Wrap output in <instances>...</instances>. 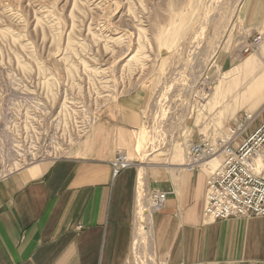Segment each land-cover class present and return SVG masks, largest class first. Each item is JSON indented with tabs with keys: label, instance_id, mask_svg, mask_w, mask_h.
Returning <instances> with one entry per match:
<instances>
[{
	"label": "rangeland",
	"instance_id": "obj_1",
	"mask_svg": "<svg viewBox=\"0 0 264 264\" xmlns=\"http://www.w3.org/2000/svg\"><path fill=\"white\" fill-rule=\"evenodd\" d=\"M219 1L217 17L209 19L215 20L198 45L200 58H193L196 66L190 65L185 74L182 66L191 51L185 48L195 52L197 38L192 37L208 20L203 16L211 0H0V178L75 154L98 113L136 91L146 99L143 122L134 132L135 152L128 151L129 158L138 160L137 169L149 167V174L156 170L151 167L179 165L188 171L189 145L209 140L216 143L215 152L193 172L203 169L208 177L219 170L227 150L218 142L230 137L237 118L251 116L247 133L264 120V105L258 101L242 106L235 92L238 64L226 59V51L235 48L241 56L258 54L264 36L258 51L242 52L253 37L240 41L242 2ZM171 28H180L181 36L160 42ZM211 53L216 58L209 62ZM202 61L209 63L206 71L198 63ZM183 75L193 84L190 92L188 86L186 91L181 88ZM203 78L209 90L198 85ZM216 92L219 98L213 100ZM154 102H161L162 117L157 119ZM249 108L258 112L251 114ZM151 134L158 142L150 143ZM144 145L155 147L146 160L140 155ZM221 151L225 153L219 162L204 164ZM145 187L165 204L166 192L158 184L150 186L149 179ZM158 207L152 206L153 217ZM136 257L134 251L129 264H138Z\"/></svg>",
	"mask_w": 264,
	"mask_h": 264
},
{
	"label": "crops",
	"instance_id": "obj_2",
	"mask_svg": "<svg viewBox=\"0 0 264 264\" xmlns=\"http://www.w3.org/2000/svg\"><path fill=\"white\" fill-rule=\"evenodd\" d=\"M238 20L241 42L264 36V0H242ZM226 53L238 64L234 90L242 106L264 105V42L255 55ZM145 102L141 91L119 98L98 113L75 154L39 174L23 168L0 178V264L131 262L138 163L115 175L112 161L120 149L134 151ZM152 168L150 186L167 195L153 217L159 264H264V215L207 221L203 169Z\"/></svg>",
	"mask_w": 264,
	"mask_h": 264
},
{
	"label": "built area",
	"instance_id": "obj_3",
	"mask_svg": "<svg viewBox=\"0 0 264 264\" xmlns=\"http://www.w3.org/2000/svg\"><path fill=\"white\" fill-rule=\"evenodd\" d=\"M262 40V34H256L242 52L258 51ZM250 122L249 114L239 116L230 128V137L218 142L227 154L221 168L207 177L203 215L209 221L264 215V120L247 133ZM213 145L209 140L189 145V172L215 152ZM134 165L128 154L119 150L112 161L113 174Z\"/></svg>",
	"mask_w": 264,
	"mask_h": 264
},
{
	"label": "bare ground",
	"instance_id": "obj_4",
	"mask_svg": "<svg viewBox=\"0 0 264 264\" xmlns=\"http://www.w3.org/2000/svg\"><path fill=\"white\" fill-rule=\"evenodd\" d=\"M238 1H240V0H238ZM219 2H220L219 0H211V3H213V5H208L207 6L206 11H205L204 16H203V18H208V20L207 21H203L199 25L197 31L195 32V35L192 37L195 40L197 38V41L195 42V46H194L196 48L194 50L195 52L192 54L193 48L191 46H190L191 48L190 47H188V48L186 47L185 48V50H187V51L191 50V51L190 52H186L188 54L187 55V62L184 63L183 66H182L183 72L188 70V68H190V65L196 66V63H195L196 61L193 62V60H194L193 58H195V59L200 58V55H201V54H199L200 51H197L198 45L201 44V39L203 37V33L205 32V29L208 28L210 23H213L214 20H215V19H211L209 21V19L217 17V14H215V13L218 11L217 7L219 6L218 5ZM241 2H242V0H241ZM228 6H230V4ZM228 6H227V8H228ZM212 11H214V12H212ZM229 11H230V9H229ZM225 12L226 11H224V14H225ZM222 18H224V17H222ZM181 31L182 30L180 28H171V29H169L168 31H166V33L163 36L162 41H160V42H162V43H170V42L176 41L181 36ZM200 47H201V45H200ZM213 49L216 50V52H217L218 51L217 45H214ZM202 54H204V53H202ZM215 54L213 53L212 56L209 55V57L207 58L209 60V62L210 61H214V59L216 58ZM132 58H134V57L132 56L131 59ZM198 63L200 65H202V67H204L202 70L206 71V69L208 68L209 63H208V65H206L207 61H205V62L202 61V62H198ZM181 73H182V70H181ZM201 73H202V71L198 72V77L202 75ZM185 74H187V71L185 72ZM198 77H195L196 83H198V81H199ZM184 78H185V80L180 82L181 85H182L181 88L183 87V89H185L188 86L189 87L188 89H189V92H190V89L193 87V84H189V78L187 79L186 76H184ZM227 83H229V82H227ZM198 85L200 87L202 86V88L205 89V90H209L210 89L208 83H206V79H204V78L202 79V81ZM220 89H222V87ZM219 90H218V92H219ZM183 91L184 90H181L180 92L182 93ZM185 91H186V89H185ZM217 98H219V97H218V94L216 92L212 99L215 100ZM154 103H155V107L153 106V108H154V112L156 113L155 114V119H157L159 117H162V112L160 111V107H159L161 105V102H159V103L158 102H154ZM163 118H164V116H163ZM160 127H162V126H160ZM155 129H157V127H155ZM154 133L156 134L157 132L154 131ZM144 135H146V133L144 134V132H143L142 136H144ZM151 135H152L151 138H149V139H151L150 143H153V142L158 140L157 136H155L154 134H151ZM142 136L140 137V139L142 140L141 142L143 143V140H144L143 138L144 137H142ZM142 143L138 146V150H140V148L143 147ZM146 145H147V143H146ZM146 148H148V150ZM154 148H155L154 146H152V147H148V146L146 147L145 146L144 147V152L141 150L142 152H141L140 155H142V157L145 159L150 154H152L151 150L154 149ZM224 153H225L224 151L216 153L211 158L205 160L204 164L208 166L210 163L212 164V162H214V163L219 162V160H221V157L223 156ZM143 158H142V160H144ZM175 161H177V160H175ZM142 163L144 164V162H142ZM46 166H47V164H45V163H40V164L37 163V164L31 165V166H29L27 168H29L30 172L33 175H35V174H39L43 170V168H45ZM128 168H130V167H128ZM148 170H149V167H146V168L143 167V166L139 167V169H138V178H137L138 181H137V197H136V211H135V235H134V241H133V249H134L135 254L137 256L136 257L137 261H135V262H137L138 264H156L157 263V255H156V250H155V238H154L155 228H154V218H153L152 206L153 205L161 206V204L163 202H162V197H159L156 191L151 193V191H149V189H147L145 187V186H147L148 181H149ZM142 248L145 251V256H143V257L139 256V251H140L139 249H142Z\"/></svg>",
	"mask_w": 264,
	"mask_h": 264
}]
</instances>
